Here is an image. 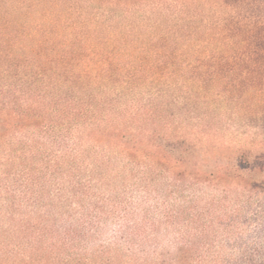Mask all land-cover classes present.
<instances>
[{
    "label": "trees",
    "instance_id": "obj_1",
    "mask_svg": "<svg viewBox=\"0 0 264 264\" xmlns=\"http://www.w3.org/2000/svg\"><path fill=\"white\" fill-rule=\"evenodd\" d=\"M11 2L22 6L0 0V264H264V165L233 146L197 165L192 134L167 133L185 119L144 98L236 64L257 48L241 32L264 23L220 5L208 22L188 0H87L86 21L17 24Z\"/></svg>",
    "mask_w": 264,
    "mask_h": 264
},
{
    "label": "rangeland",
    "instance_id": "obj_2",
    "mask_svg": "<svg viewBox=\"0 0 264 264\" xmlns=\"http://www.w3.org/2000/svg\"><path fill=\"white\" fill-rule=\"evenodd\" d=\"M17 1V0H15ZM22 6L11 2L10 11H14V23H41L44 17H50L52 24L70 25L90 18L97 5H91L87 0H19ZM170 2L176 0H168ZM184 5V0H177ZM188 7H197L204 11L205 21L211 22L220 18V14H214L213 9L220 5L229 6L231 21L240 24L264 23V0H188ZM218 8V7H217ZM187 9V8H186ZM191 9H189L190 12ZM179 15L181 19L185 12ZM173 8L166 11V15H172ZM29 13V16L27 15ZM109 16V12H105ZM218 13V12H217ZM229 13V12H228ZM12 21V19H11ZM132 21V20H131ZM13 22V21H12ZM48 23V22H47ZM50 23V22H49ZM48 23V25H49ZM247 24V25H248ZM261 24V23H260ZM258 24V25H260ZM236 25V24H235ZM244 26V25H243ZM264 26V25H263ZM257 26L250 34L246 29L241 32V39L251 42V47L256 49L235 51L231 56L236 64H222L218 62L201 71H188L179 77L201 78L202 82L189 84L187 79H181L175 87L167 88L165 84H154L147 89L145 99L152 100L157 106H162V113L172 120L173 115L183 117L185 121L171 128L167 133L178 131L192 134L200 150V158L197 165L214 162L222 159L228 153L227 146L250 147L253 152L256 168L264 165L263 157L256 153L260 146L264 145V27ZM28 31L30 28L28 27ZM24 30L26 35L29 32ZM54 29L52 32H55ZM258 32V33H257ZM53 34V33H52ZM65 35V34H64ZM228 58V57H227ZM225 58V59H227ZM230 59V58H229ZM238 63H237V62ZM240 63V64H239ZM176 67H173V69ZM179 73V71H177ZM176 73V74H178ZM189 98H184L185 94ZM193 112V115L191 113ZM206 117L203 126L208 121L216 131H208L192 127L199 119L189 122L191 117ZM180 126V127H179ZM159 133L165 131L161 128ZM193 131H196L193 133ZM195 161V160H194ZM264 207L261 205V208Z\"/></svg>",
    "mask_w": 264,
    "mask_h": 264
}]
</instances>
